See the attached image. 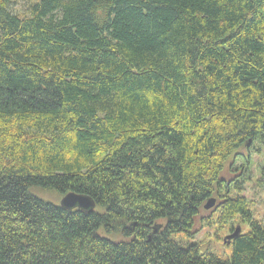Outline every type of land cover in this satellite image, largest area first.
Segmentation results:
<instances>
[{
    "label": "trees",
    "instance_id": "1",
    "mask_svg": "<svg viewBox=\"0 0 264 264\" xmlns=\"http://www.w3.org/2000/svg\"><path fill=\"white\" fill-rule=\"evenodd\" d=\"M263 139L264 0H0V264H264L223 176Z\"/></svg>",
    "mask_w": 264,
    "mask_h": 264
},
{
    "label": "rangeland",
    "instance_id": "2",
    "mask_svg": "<svg viewBox=\"0 0 264 264\" xmlns=\"http://www.w3.org/2000/svg\"><path fill=\"white\" fill-rule=\"evenodd\" d=\"M29 1L31 0H11V4L15 10H21L26 7V4ZM239 152L240 154L237 156L238 161L247 162V165H245L244 168H237V166H241L237 163L234 167H232L231 170L227 169L223 176L230 179L238 176L240 180L243 179V181H240L244 187L243 194L249 198L250 209L252 210L254 217L260 220L264 225V175L262 168L264 160V142L252 143L251 146L247 148V150L241 148ZM243 169H245V171ZM248 178L249 180L251 179L249 182H247ZM33 191L44 200L60 204L62 197L56 190L48 191L33 189ZM214 198H216V201L218 200L216 196H214ZM215 212L216 211L212 212V209L207 210L204 208L201 210V216L212 214L214 217H216L217 214H215ZM197 225L199 226V224ZM236 227L237 225H235V228ZM201 228L202 230L196 236H194L196 240H200L201 244L209 246L219 253L226 255L229 254V247L227 244H224V239L226 238L227 243L229 241V239H227V235L231 233L227 228H215L213 224L205 225ZM246 229L247 227H244V230ZM101 233H103V231H101ZM151 236H154V234H151Z\"/></svg>",
    "mask_w": 264,
    "mask_h": 264
},
{
    "label": "water",
    "instance_id": "3",
    "mask_svg": "<svg viewBox=\"0 0 264 264\" xmlns=\"http://www.w3.org/2000/svg\"><path fill=\"white\" fill-rule=\"evenodd\" d=\"M60 206L66 210H73V209H80L84 212L92 213L95 211L96 202L93 197L89 196L88 194L84 193H77L74 191H70L69 193L65 194L60 200ZM216 207V198L211 197L208 201L204 204V208L209 210ZM160 225L153 226V232H158ZM241 231L240 226L236 228V230L227 236V239L235 238L239 235ZM151 238V235H149Z\"/></svg>",
    "mask_w": 264,
    "mask_h": 264
},
{
    "label": "bare ground",
    "instance_id": "4",
    "mask_svg": "<svg viewBox=\"0 0 264 264\" xmlns=\"http://www.w3.org/2000/svg\"><path fill=\"white\" fill-rule=\"evenodd\" d=\"M90 196V195H89ZM92 197V196H91Z\"/></svg>",
    "mask_w": 264,
    "mask_h": 264
}]
</instances>
